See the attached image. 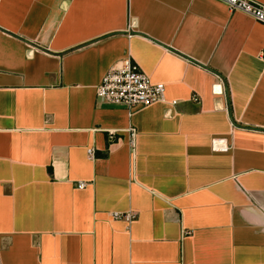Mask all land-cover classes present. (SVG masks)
Here are the masks:
<instances>
[{
  "label": "crops",
  "instance_id": "obj_1",
  "mask_svg": "<svg viewBox=\"0 0 264 264\" xmlns=\"http://www.w3.org/2000/svg\"><path fill=\"white\" fill-rule=\"evenodd\" d=\"M128 57L167 102L97 100ZM0 264H264V25L217 0H0Z\"/></svg>",
  "mask_w": 264,
  "mask_h": 264
},
{
  "label": "built area",
  "instance_id": "obj_2",
  "mask_svg": "<svg viewBox=\"0 0 264 264\" xmlns=\"http://www.w3.org/2000/svg\"><path fill=\"white\" fill-rule=\"evenodd\" d=\"M225 4L231 12H240L264 25V4L255 0H217ZM97 100L101 103L125 107L130 113L149 107L155 103L167 102L166 86L156 83L144 73L131 57L117 62L105 74L96 88ZM176 106L178 101H172ZM130 142L135 145L136 132L130 129ZM216 147V145H215ZM89 158H94V149H88ZM86 183L80 182L79 189ZM115 220L132 223L136 214L132 212L112 214Z\"/></svg>",
  "mask_w": 264,
  "mask_h": 264
}]
</instances>
